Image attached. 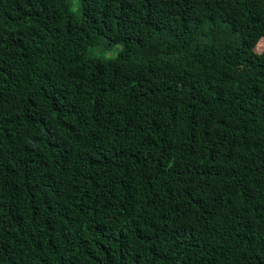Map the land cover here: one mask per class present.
Wrapping results in <instances>:
<instances>
[{"label":"trees","instance_id":"trees-1","mask_svg":"<svg viewBox=\"0 0 264 264\" xmlns=\"http://www.w3.org/2000/svg\"><path fill=\"white\" fill-rule=\"evenodd\" d=\"M264 0H0V264H264Z\"/></svg>","mask_w":264,"mask_h":264},{"label":"rangeland","instance_id":"rangeland-1","mask_svg":"<svg viewBox=\"0 0 264 264\" xmlns=\"http://www.w3.org/2000/svg\"><path fill=\"white\" fill-rule=\"evenodd\" d=\"M257 50H258L259 52H262V51L264 50V40H262V41L259 43V45H258V47H257Z\"/></svg>","mask_w":264,"mask_h":264}]
</instances>
